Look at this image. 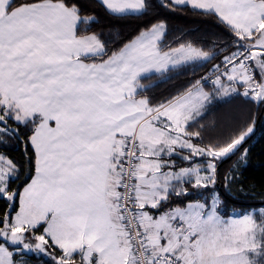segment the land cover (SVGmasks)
Segmentation results:
<instances>
[{
	"label": "snow or ice",
	"instance_id": "obj_1",
	"mask_svg": "<svg viewBox=\"0 0 264 264\" xmlns=\"http://www.w3.org/2000/svg\"><path fill=\"white\" fill-rule=\"evenodd\" d=\"M99 3L115 16L148 8L147 0ZM161 6L213 17L235 51L153 104L142 79L218 53L190 42L165 50L163 21L110 50L79 0H0V143L13 138L26 156L30 146L35 172L22 191L12 188L21 167L0 153V264H24L15 257L26 252L52 264H264V208L225 218L213 191L211 202L161 211L190 189H214L218 162L254 131L196 144L204 126L190 129L213 96L264 104V0ZM175 156L191 166L177 168Z\"/></svg>",
	"mask_w": 264,
	"mask_h": 264
},
{
	"label": "trees",
	"instance_id": "obj_2",
	"mask_svg": "<svg viewBox=\"0 0 264 264\" xmlns=\"http://www.w3.org/2000/svg\"><path fill=\"white\" fill-rule=\"evenodd\" d=\"M79 2L84 6L83 14L96 17L97 22L91 25L90 31L100 34L110 50L122 46L141 29L163 21L166 24V35L163 38L165 49L190 42L205 51L215 50L218 53L213 60L178 67L169 71L164 77L152 75L150 78L142 79L140 83L147 90L141 95L148 97L153 104L161 103L184 91L191 83L206 74L213 64L219 63L223 55L235 51L232 47V37L223 26H217L213 17L194 13L187 8L170 11L161 6V0H147L148 8L144 14L115 16L109 15L100 5L99 0H79ZM205 86L212 88L208 84ZM240 90L242 92L243 89ZM200 125L204 126L203 141L194 140L193 143L196 144L225 138L234 131L248 126L254 125V131L234 155L218 162L217 184L214 189L198 191L190 189V194L186 198H173L172 203L165 205L161 210L177 205L184 206L190 201L205 199L209 202L213 191L219 193L220 213L225 217L230 216L233 210L245 213L254 208L264 207V104L253 103L238 94L230 97L214 96V99L207 104L202 118H199L190 130H199ZM4 139L7 144L0 143V153L7 155L21 167L20 180L13 182L12 188H19L22 191L24 185L30 182L31 175L35 174L34 161L31 168L28 166V157L32 155V149L29 146L26 156L22 143L9 137ZM245 149L248 150L247 156L241 161ZM197 161L198 159L195 160ZM175 162L177 168L190 165L180 158ZM226 167L229 168L227 175L224 169ZM226 176L232 177L227 185ZM5 208L6 205L0 201V214ZM56 254L59 255V252ZM20 255H25L24 264H52L49 257L44 255ZM20 255L15 257L17 261Z\"/></svg>",
	"mask_w": 264,
	"mask_h": 264
},
{
	"label": "rangeland",
	"instance_id": "obj_3",
	"mask_svg": "<svg viewBox=\"0 0 264 264\" xmlns=\"http://www.w3.org/2000/svg\"><path fill=\"white\" fill-rule=\"evenodd\" d=\"M217 64V63H216ZM212 68V67H211ZM211 68H210V70H211ZM209 70V71H210ZM208 85H210V84H208ZM206 87V86H205ZM207 88V87H206ZM209 89H211V88H209ZM243 91V90H242ZM209 103V102H208ZM207 103V104H208ZM197 163H199V164H203V163H205V161L204 160H201V159H199L198 158V161H197ZM225 169V175H227V173H228V171H229V168H224ZM196 191V190H195ZM212 194H213V192L211 193V198H212ZM198 201H200V202H205L206 200L204 199V200H198ZM194 202H196V201H194ZM209 202H211V199L209 200ZM181 207H183V206H181ZM261 208H264V207H259V208H254V209H252V210H249V211H246L245 213H247V212H251V211H253V210H256L257 212H258V210L259 209H261ZM161 211H164V210H161ZM221 214V213H220ZM234 214H244L243 212H239V211H235V210H233L232 211V213H231V215L230 216H232V215H234ZM222 215V214H221ZM223 216V215H222ZM223 217H225V216H223ZM227 217H229V216H227ZM227 217H225V218H227ZM257 218L259 219V216H257Z\"/></svg>",
	"mask_w": 264,
	"mask_h": 264
},
{
	"label": "crops",
	"instance_id": "obj_4",
	"mask_svg": "<svg viewBox=\"0 0 264 264\" xmlns=\"http://www.w3.org/2000/svg\"><path fill=\"white\" fill-rule=\"evenodd\" d=\"M177 47H178V46H177ZM174 48H175V47H174ZM165 50H167V49H165ZM257 79H259V74H258V72H257ZM205 89L208 90V91H211V89H209V88H206V87H205ZM240 91H241V90H240ZM216 97H217V96H216ZM212 99H214V96L212 97ZM212 99H211V100H212ZM211 100H210V101H211ZM176 157H177V158H176ZM176 157H173V159L177 161V160L179 159V156H176ZM195 163H197V162H195ZM190 166H191V165H188V166H185V167H190ZM190 202H194V201H190ZM190 202H188V203H190ZM156 214H158V213H156ZM23 254H35V253H27V252H26V253H23ZM41 255H42V254H41ZM44 256H45V255H44ZM18 261H22V262H24V261H25V255H20Z\"/></svg>",
	"mask_w": 264,
	"mask_h": 264
},
{
	"label": "built area",
	"instance_id": "obj_5",
	"mask_svg": "<svg viewBox=\"0 0 264 264\" xmlns=\"http://www.w3.org/2000/svg\"><path fill=\"white\" fill-rule=\"evenodd\" d=\"M219 63H220V62H219ZM217 64H218V63H217ZM209 72H210V71H208V72H207L206 74H204L203 76H205V75H208V74H209ZM207 84H210V83H207ZM210 85H211V84H210Z\"/></svg>",
	"mask_w": 264,
	"mask_h": 264
},
{
	"label": "water",
	"instance_id": "obj_6",
	"mask_svg": "<svg viewBox=\"0 0 264 264\" xmlns=\"http://www.w3.org/2000/svg\"><path fill=\"white\" fill-rule=\"evenodd\" d=\"M260 119V118H259ZM245 144V143H244Z\"/></svg>",
	"mask_w": 264,
	"mask_h": 264
}]
</instances>
